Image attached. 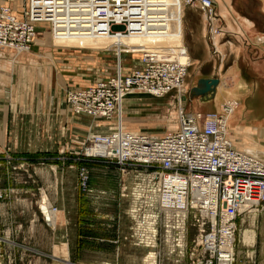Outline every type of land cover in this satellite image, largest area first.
<instances>
[{"label":"rangeland","instance_id":"obj_1","mask_svg":"<svg viewBox=\"0 0 264 264\" xmlns=\"http://www.w3.org/2000/svg\"><path fill=\"white\" fill-rule=\"evenodd\" d=\"M23 1L25 4L26 0ZM72 1L77 3V10L70 9L65 2V5L54 6L59 8L54 13L55 21L65 20L64 25L57 27V34L53 31V24L48 22L39 23L44 29L38 30L37 26L34 44L40 46L35 55L36 61L49 66L45 69V78L34 81L30 90L18 87V93H10L8 89L7 96H2L10 98L2 104L4 109L0 108V113L6 110L2 114L5 122L21 119L24 125L20 128L22 133L0 134V264H203L195 255L199 251H196L198 228L189 223L184 236L176 225L180 219L176 215L161 213L159 202H156L153 193L148 192L151 185L145 182L147 173L133 166H121L115 161L95 159L88 153L92 148L89 139L113 131H132L154 137L176 131L180 97L175 93L164 98L130 94L121 100L124 109L118 107L111 120L99 121L100 127L89 126L94 118L76 114L68 103L70 94L89 89L107 79L116 80L118 76L132 74L140 65L143 47L129 50L128 45L120 49L93 51L68 44L65 38L67 34L78 36L76 33L80 30H91L89 22L96 25L91 13L85 8L81 9L91 0ZM149 1L154 2L150 5L153 8L143 11L153 17L149 32L161 33L164 37L162 47L165 43L186 47L192 66V56L183 37L187 35V11L191 7L186 8L183 15L184 3L178 10L167 11L161 8L164 0ZM64 8L68 18L63 17ZM216 8L219 15L217 2ZM90 9L93 10V6ZM126 10L128 16L133 12L130 8ZM70 13H75L74 18ZM174 14L182 16V36H178ZM162 15L168 18L164 22L166 28L159 27L157 30L156 25L163 19ZM219 18L223 30V19L220 15ZM215 24L218 27L219 24ZM114 25V31L127 28L119 21ZM209 31L211 36L210 28ZM179 51L181 49L177 48V54ZM26 56L23 53L19 58ZM195 68H189L186 81L184 100L187 103L183 110L188 114H192L191 109L196 101L207 103L215 99V95L210 96L209 100L191 95V89L197 86L199 80L218 79L208 78L214 75L213 71L199 69L198 66L196 71ZM242 72L245 74V70ZM216 73L220 76V71ZM14 83L18 86L21 84L17 81ZM90 84L92 86L87 87ZM244 88L240 91L244 92ZM230 89L231 85L225 83L219 91L229 92ZM263 92L259 87L255 97H243L242 101L241 97H228L224 101H238L235 116L250 114L254 122L247 126L251 133L245 135V129H241L236 122L241 117H234L230 121L229 130L236 148L246 153L248 149L257 151L252 155L262 159ZM252 93L255 94L254 91ZM13 97H39V101L22 103ZM41 104L45 106L44 116L30 112L31 105L32 110L37 112V106ZM210 107L201 112L211 113ZM173 114L174 119L171 117ZM170 117L171 121L163 125ZM76 125L86 126V129ZM23 189L30 190L29 198L18 197ZM105 193L113 194L106 196ZM257 210L256 224L253 226L251 223L255 213L252 210L242 214L236 222L235 264H264V204ZM243 230L255 232L253 244L241 247ZM151 254H155L154 259L148 261Z\"/></svg>","mask_w":264,"mask_h":264},{"label":"built area","instance_id":"obj_2","mask_svg":"<svg viewBox=\"0 0 264 264\" xmlns=\"http://www.w3.org/2000/svg\"><path fill=\"white\" fill-rule=\"evenodd\" d=\"M64 2L77 10V3L72 0H28L22 18L0 3V51L9 50L17 55L29 52L37 37V26L42 22L53 24L56 33L65 20L55 21L54 13L59 8L54 6L65 5ZM183 2L185 13L189 7L200 9L208 17L210 30L214 34L224 33L215 0ZM151 4L154 3L149 0H91L81 9H87L93 16L96 25L89 22V27L96 37L106 36L108 25L115 26L118 21L127 26L124 31L141 37L153 22L151 14L147 15L153 8ZM129 7L133 11L130 16L124 13ZM62 14L68 18L65 8ZM70 14L74 18L75 13ZM216 19L217 28L213 27ZM177 48L183 49L179 45L143 47L141 68L122 79L118 76L116 80L71 93L68 103L78 115L111 120L121 100L130 94L163 98L175 93L179 100L184 99L190 64H181L176 59ZM160 49L168 53L161 55ZM238 108L239 103L231 101L221 111L208 114H188L182 109L177 130L162 137L113 131L89 139L95 152L90 157L133 166L148 174L145 178L151 185L148 192L159 202L161 213L180 219L176 225L184 236L189 223L198 228L196 251H199L195 255L203 264H235L236 222L242 214L264 204V159L240 151L230 138L228 120Z\"/></svg>","mask_w":264,"mask_h":264},{"label":"crops","instance_id":"obj_3","mask_svg":"<svg viewBox=\"0 0 264 264\" xmlns=\"http://www.w3.org/2000/svg\"><path fill=\"white\" fill-rule=\"evenodd\" d=\"M0 2L4 6L9 7L19 18L24 16L28 5V0L25 1V4L23 0H0ZM216 2L220 16L222 8L231 12V14H229L230 16H226V18L222 20L224 33L216 37L210 36L204 14L200 9L195 7L189 8L187 11L189 12V21L188 26L186 25L187 29L185 30L187 31V35L185 36L187 37L186 45L194 63H192V66L196 68L198 66L199 69H207L211 72L213 71L212 73L214 75L208 78H218L220 81L215 93V99L207 103L196 101L193 103L191 113H200L208 106H211L210 109L212 112L217 111L228 97H255L259 87L264 91V0H216ZM179 5H182L181 0H164L161 8L176 10L180 7ZM240 7H245V9L243 10ZM127 11L128 10H125V15L128 14ZM163 18L164 19L160 20L156 25L157 30H159L161 22H165L166 19H168L165 18V16H163ZM108 27L109 33L106 36L101 37V35L96 37L92 29H85L78 31L76 33L78 36L72 33L67 34H72L73 36L68 37L66 42L70 45L82 46L83 48L93 51L120 49L128 45H130L128 47L129 50H137L138 48L147 47L149 45L159 47L164 43V37H162L159 32L158 34L155 32L151 34L148 30V32L140 37L134 36V34L127 32V30L114 31L112 30V25H108ZM39 29L44 28L38 26V30ZM39 46L38 43H35L30 53H24V55H28L24 59L19 58L23 53L17 55L9 50L0 51V108L2 110L4 109L2 108V104L10 99L6 97V92L9 91L8 89H10V93H18V87L20 89L24 87L30 90L34 81L45 78V69H48L49 66H46L45 63L36 61L37 56L35 53L39 51ZM139 67L141 68L140 65L138 68ZM196 68L195 70L197 71ZM242 70H245V74ZM218 71H220V76L216 73ZM15 81L21 84L19 86L15 85ZM225 83L231 85L229 92L219 91V89L221 90V86ZM89 86L92 85H87V87ZM242 87H245L244 92L240 91ZM252 91H254L255 94L252 93ZM4 94H6V96L2 97ZM13 98L22 103L39 101V97ZM27 108L28 107H26V109ZM5 112L6 110H4V113ZM30 112L37 113L38 116H44L45 106L44 104H41V106L38 105L36 112L32 110L31 105ZM4 113L3 111L0 113V134L22 133L23 130L20 128L24 125V122L21 119L14 122H5V116L2 115ZM82 118L87 119V117L83 116ZM78 120L79 119L76 121L81 123V121ZM97 120L92 119L93 123L89 126L98 125L100 127L98 124L99 121L108 122V120ZM76 126L86 129V126L83 125ZM27 131L30 130L28 129ZM29 192L30 190L28 189L20 190L18 197L29 198ZM105 194L106 196H112L111 194L113 193Z\"/></svg>","mask_w":264,"mask_h":264},{"label":"bare ground","instance_id":"obj_4","mask_svg":"<svg viewBox=\"0 0 264 264\" xmlns=\"http://www.w3.org/2000/svg\"><path fill=\"white\" fill-rule=\"evenodd\" d=\"M118 1H121V0H118ZM181 2L182 3H184L183 2V0H181ZM152 3H154V2H152ZM167 4V3H166ZM164 6V5H163ZM166 6V5H165ZM169 6V5H168ZM180 6V5H179ZM171 7H173V6H171ZM130 9H131V7H129ZM226 8V7H225ZM147 9V8H146ZM165 9V8H164ZM171 9V8H170ZM175 9V8H174ZM178 9H180V8H177V10ZM183 9V8H182ZM165 10H167V8L165 9ZM167 11H169V10H167ZM173 11V10H172ZM175 11V10H174ZM164 12V11H163ZM177 12V11H176ZM181 12V11H180ZM175 13V12H174ZM182 13V12H181ZM229 14H231V12L230 11H227V10H225V9H223L222 8V11H221V16L220 17H222V19H224V18H226V16H230ZM174 15H176V14H174ZM219 15H220V13H219ZM162 17H163V15H162ZM167 17V15L165 16V18ZM181 14H177L176 16H175V19H176V28H177V30H179V32H177L178 33V36H182V25H181V23H180V19H181ZM174 19V20H175ZM204 19L206 20V26L207 27H209V25H208V17L204 14ZM218 19H219V17H218ZM218 19H216L215 20V22H214V26L213 27H215V28H217L216 27V25L217 24H215V23H218L219 24V22H218ZM173 20V19H172ZM165 23H164V21H163V23H161L160 25H159V27H162V28H165ZM174 27H175V25H174ZM175 28V29H176ZM174 30V29H173ZM181 30V31H180ZM176 31V30H175ZM176 33V34H177ZM219 35H221V34H214L213 32H212V36L213 37H216V36H219ZM175 38H178V37H175ZM177 40V39H176ZM178 42V41H177ZM166 45L164 46V47H167V46H171V45H169V44H167V43H165ZM184 44V43H183ZM162 45V44H161ZM185 46V45H184ZM162 47V46H161ZM32 49V48H31ZM31 51V50H30ZM29 51V52H30ZM28 52V53H29ZM168 52L167 51H165V50H163V49H160V51H159V54H161V55H166ZM175 53V56H176V59L181 63V64H190V58H189V56L187 55V48L186 47H184L183 49H181V51H179V54H185L186 56H184V55H179V54H177V52L175 51L174 52ZM142 57H143V53L141 54V57H140V66H141V59H142ZM190 60V61H189ZM191 67V66H190ZM140 68V67H139ZM138 68V69H139ZM137 69V70H138ZM3 71V70H2ZM4 72V71H3ZM188 74H189V72H188ZM188 74H187V77H186V81H187V78H188ZM128 76V75H127ZM124 77H126V76H124ZM124 77H120V79H122V78H124ZM185 81V91H187V89H186V84H187V82ZM146 95V94H145ZM215 95V94H214ZM165 97V96H164ZM163 97V98H164ZM182 98V97H181ZM245 98V97H244ZM123 100V99H122ZM243 100V97H241V101ZM231 101H235V100H229V101H226V102H224V104H222V106L220 107V109L218 110V111H221V109H222V107L226 104V103H228V102H231ZM238 102V101H237ZM247 102V101H246ZM187 103V101L186 100H184V99H182V100H180V107H179V110L181 111L182 109H183V106H185V104ZM167 104V103H166ZM123 106L125 107V105L123 104V101H121V104L119 105V109L120 108H123ZM168 106H170V105H168ZM124 109V108H123ZM237 112V111H236ZM236 112L234 113V114H232L230 117H229V123H230V121L232 122L233 121V118L235 117H241V116H238V115H236L235 116V114H236ZM120 112H118V114H119ZM244 113V112H243ZM171 114H172V111H171ZM170 114V115H171ZM241 115V114H240ZM176 116V115H175ZM172 118L174 117V114L171 116ZM169 118L168 120H166L164 123H163V125H167L170 121H171V119L172 118ZM174 119V118H173ZM241 120H239V121H236L237 123H239V127H241V129H245V133H243V134H245V135H248V133H251L250 132V129H248L247 128V126L248 125H252L254 122L252 121V119H251V117H250V114H248L247 116H243V117H241L240 118ZM178 120H179V117H178ZM228 126H229V124H228ZM244 127H246V128H244ZM229 130V129H228ZM247 131V132H246ZM120 132H123V131H120ZM129 132H132V131H129ZM262 132V131H261ZM132 133H138V132H132ZM229 133H230V130H229ZM236 133H238V132H236ZM95 137H93V138H91V139H94ZM230 138H231V134H230ZM233 140V139H232ZM247 141V140H246ZM233 144H235L234 143V140H233ZM237 147V146H236ZM245 151V150H244ZM246 151H248L246 154H250V155H252L253 153L252 152H257V151H252L251 149H248V150H246ZM88 153H89V155L90 154H94L95 152L92 150V149H89L88 150ZM255 155V154H254ZM137 186V185H136ZM46 208H48V207H46ZM253 213H255V215H254V217H253V220H252V223H251V225L253 226L254 224H256L255 223V221H256V219H257V215H256V212H258V210L257 209H255V210H253L252 211ZM255 236H256V234H255V232L254 231H249V230H246V231H241V247H243V246H247V245H251V244H253V242L255 241ZM150 246V245H149ZM148 246V247H149ZM155 247V246H154ZM155 255V254H154ZM154 255L153 254H151V255H149V257L147 258L148 259V261H151V260H153L154 259ZM148 256V255H147ZM147 264V263H146Z\"/></svg>","mask_w":264,"mask_h":264},{"label":"water","instance_id":"obj_5","mask_svg":"<svg viewBox=\"0 0 264 264\" xmlns=\"http://www.w3.org/2000/svg\"><path fill=\"white\" fill-rule=\"evenodd\" d=\"M219 84L218 79H201L197 86L191 89V95L209 100L211 99L210 96H214L216 93Z\"/></svg>","mask_w":264,"mask_h":264}]
</instances>
